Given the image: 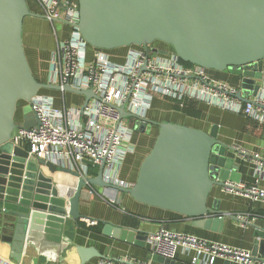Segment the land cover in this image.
<instances>
[{
	"label": "water",
	"instance_id": "water-1",
	"mask_svg": "<svg viewBox=\"0 0 264 264\" xmlns=\"http://www.w3.org/2000/svg\"><path fill=\"white\" fill-rule=\"evenodd\" d=\"M78 31L94 48L161 42L170 46L179 60L209 70L239 76L236 96L247 102L259 91L255 83L264 69V0H77ZM32 12L27 0H0V239L8 243L0 264H36L39 254L64 249L67 218L78 220L84 187L92 184L123 191L144 205L194 219L205 229L227 213L218 210V199L207 206L213 186L238 183V164L226 156L231 150L209 132L174 122L137 120L120 106L123 118L135 119L139 132L158 126L149 153L142 160L131 187L108 183L102 178V160L94 177L83 180L77 172L35 158L11 142L19 124L18 101L30 102L41 89H63L94 97L91 89L62 88L38 81L29 66L22 41L23 21ZM254 68L255 70H250ZM26 112L23 108L24 121ZM24 128H28L25 126ZM46 168V172L44 171ZM67 172L78 177L67 198L58 196L53 174ZM103 223L102 232L129 244L144 245L148 234L123 224ZM250 223V222H249ZM251 261L264 264V228L253 224ZM78 264L92 258L105 259L93 247L75 246ZM154 260L166 262L157 255ZM63 261V258H60Z\"/></svg>",
	"mask_w": 264,
	"mask_h": 264
},
{
	"label": "built area",
	"instance_id": "built-area-1",
	"mask_svg": "<svg viewBox=\"0 0 264 264\" xmlns=\"http://www.w3.org/2000/svg\"><path fill=\"white\" fill-rule=\"evenodd\" d=\"M40 9V14L52 26L65 24L69 33L57 39L52 56L51 78L49 82L61 88L69 85L74 89H91L94 97L85 99L76 107L56 108L48 96L36 95L29 102L35 116V124L24 128L16 127L11 142L28 150L35 158L43 159L57 167L77 172L87 180L97 174L101 161H104L102 178L104 181L121 187H131L118 176L124 154L133 149L131 136L134 131L131 118L120 116L118 107L132 113L137 120L144 119L152 95L159 93L182 105L184 99H196L216 105L234 113H240L264 124V69L259 70L261 79L255 81L259 91L244 102L236 96L237 88L213 80L209 69L198 65H186L179 60L174 50L168 46H130L125 63L110 59L105 49L87 44L78 31L77 0H32ZM250 70H255L250 68ZM257 70V69H256ZM255 70V71H256ZM61 92H66L60 89ZM264 170V160L259 162ZM95 170V175L90 170ZM78 178V177H76ZM89 193H95L94 185L87 184ZM224 190L241 193L253 199H264V190L259 187H237L225 182ZM104 188L97 195L112 205L118 204L117 196ZM117 206V205H116ZM236 221L246 224L247 214L240 213ZM89 226L96 221L83 218ZM150 249L165 258H172L177 246L197 254L207 256L200 260L197 256L193 264H212L215 258H222L232 264H252L251 251L211 243L160 228L148 236ZM101 264H149L130 260L101 259Z\"/></svg>",
	"mask_w": 264,
	"mask_h": 264
},
{
	"label": "crops",
	"instance_id": "crops-1",
	"mask_svg": "<svg viewBox=\"0 0 264 264\" xmlns=\"http://www.w3.org/2000/svg\"><path fill=\"white\" fill-rule=\"evenodd\" d=\"M30 10L38 16H27L23 21L22 41L25 55L34 77L47 83L51 78V62L57 39H63L69 33V27L65 24L55 23L52 26L40 14L39 7L31 2ZM129 47H120L106 50L110 59L120 64L125 63V57ZM209 76L215 81H222L231 87L239 88L240 77L226 71H208ZM50 83V82H49ZM39 94L48 96L56 108L76 107L85 101V96L74 92H61L57 89H41ZM24 103H17L15 121L19 125L24 124ZM143 117L154 123L174 122L209 132L216 126V138L219 142L231 148L226 151L228 158H233L238 164L240 172L237 187H259L264 190V170L259 167V162L264 160V124L259 123L248 116L222 109L216 105L196 99H184L179 105L169 97L159 93L152 95L148 108ZM28 124H33L31 118H27ZM134 127V124H133ZM158 126L152 124L150 129L139 132L134 128L131 136L133 149L124 154L119 166L118 176L124 182L133 184L137 178L139 166L144 157L149 153L157 136ZM59 167V166H58ZM62 168V167H60ZM46 172V168H44ZM95 175V170H90ZM52 181L58 190V196L67 198L77 183L78 178L64 172L54 173ZM88 187H84L79 201V212L82 217L78 220L67 218L64 230V249L39 254L36 264H78L75 246L93 247L102 253L106 259L113 261L127 259L130 262H148L149 264H193V259L209 261L206 255L197 254L194 249H185L177 246L172 258H165L153 253L147 241L144 247L129 244L110 235L89 229V225L83 221L88 218L96 222L107 221L114 224L121 222L124 226L133 227L147 233L155 234L160 228L173 232L188 234L211 243H220L230 247L252 250L254 245L253 224L264 228V216L254 217L251 213L264 210V199H253L241 193H230L220 186H213L207 198V206L210 207L215 199H218V210L227 213L220 221L213 223L205 229L194 224V219L183 217L179 214L147 206L133 200L129 194L123 191H106L117 196L118 204L112 205L98 196L103 190L94 185L95 193H89ZM244 213L249 217L248 223H240L235 215ZM80 223L84 225L81 226ZM102 223V222H101ZM103 224V223H102ZM8 243L0 239V257L6 258ZM157 255L167 260L161 262L154 260ZM60 258L64 260L61 261ZM99 258H92L86 264H101ZM28 264L30 260H28ZM212 264H232L225 259L215 258ZM252 264H257L252 262Z\"/></svg>",
	"mask_w": 264,
	"mask_h": 264
},
{
	"label": "rangeland",
	"instance_id": "rangeland-1",
	"mask_svg": "<svg viewBox=\"0 0 264 264\" xmlns=\"http://www.w3.org/2000/svg\"><path fill=\"white\" fill-rule=\"evenodd\" d=\"M31 2H33V1L32 0H28V3H30V6L31 5L33 6V4ZM154 46H156V47H166L165 44H163L161 42H155ZM22 103H24V102H22ZM23 108H24V111L26 112L25 117L26 118H31L33 120V124H31V125L28 124L27 120H25L24 121V123L26 124L25 126L31 127L32 125L35 124V116H34V113H33L32 109H31V106H30L29 102L25 103ZM16 123L19 124L18 122H16ZM21 125L24 126V124H21Z\"/></svg>",
	"mask_w": 264,
	"mask_h": 264
},
{
	"label": "trees",
	"instance_id": "trees-1",
	"mask_svg": "<svg viewBox=\"0 0 264 264\" xmlns=\"http://www.w3.org/2000/svg\"><path fill=\"white\" fill-rule=\"evenodd\" d=\"M183 64H186V65H191L189 64L188 62H183L181 61ZM18 102H24V101H18ZM250 216H254V217H263L264 216V210H258L256 213H251ZM81 226H83L84 224L83 223H80ZM103 224L101 222H96L94 225H91V226H88L90 230L94 231V232H100L101 231V228H102Z\"/></svg>",
	"mask_w": 264,
	"mask_h": 264
},
{
	"label": "flooded vegetation",
	"instance_id": "flooded-vegetation-1",
	"mask_svg": "<svg viewBox=\"0 0 264 264\" xmlns=\"http://www.w3.org/2000/svg\"><path fill=\"white\" fill-rule=\"evenodd\" d=\"M28 1V0H27ZM151 46H154V43L153 44H151ZM154 47H156V46H154Z\"/></svg>",
	"mask_w": 264,
	"mask_h": 264
}]
</instances>
